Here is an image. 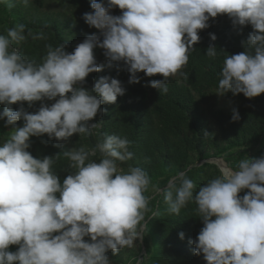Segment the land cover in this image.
<instances>
[{
    "label": "clouds",
    "instance_id": "9594fccd",
    "mask_svg": "<svg viewBox=\"0 0 264 264\" xmlns=\"http://www.w3.org/2000/svg\"><path fill=\"white\" fill-rule=\"evenodd\" d=\"M90 7L93 11L82 19L99 35H88L71 53L64 44L48 45L39 64L13 47L26 41L25 25L0 34V105H5L0 120L12 126L0 145V264H110L109 251L115 255L143 241L149 210L145 193L152 182L141 167L120 166L133 158L127 137L106 135L94 147L63 152L76 171L62 183L52 171L60 154L41 159L28 151L30 137L47 134L67 141L100 127L88 122L125 89L108 76L99 78L91 91L78 86L90 73L123 62L129 83H139L141 72L159 75L162 79L148 86L166 94L169 77L186 75L181 69L200 41L198 33L209 27L210 18L226 15L233 26L253 30L242 42L244 51L225 57L217 95L242 93L252 99L264 93V0H92ZM113 8L121 15L110 14ZM210 40L216 36L210 34ZM96 48L103 49L107 65L96 62ZM206 55L215 58L217 48L210 45ZM44 100L55 103L48 106ZM24 102L29 108L35 102L41 106L35 113L23 106L13 111L12 105ZM239 119L233 109L232 121ZM21 120L23 126L15 127ZM97 153L98 163L90 159ZM219 172L195 195L196 185L184 172L166 188L152 189L163 194L172 214L195 202L203 227L189 244L206 264H264V156L243 159L236 170L220 165ZM178 236L184 239L183 232ZM10 246L18 248L12 252Z\"/></svg>",
    "mask_w": 264,
    "mask_h": 264
},
{
    "label": "trees",
    "instance_id": "16d2710c",
    "mask_svg": "<svg viewBox=\"0 0 264 264\" xmlns=\"http://www.w3.org/2000/svg\"><path fill=\"white\" fill-rule=\"evenodd\" d=\"M91 2L29 0L25 5L23 0H6L0 4V34H6L7 29L17 24L25 25L26 41L13 44V47L37 64L46 56L48 45L55 48L64 44L66 52L71 53L88 35H99L97 29L89 27L82 19L84 13L93 11ZM103 2L106 4V0ZM50 7L55 9L50 10ZM110 14L119 16L121 10L113 8ZM208 24V28L198 33L200 41L193 45L195 50L190 51L188 63L181 69L186 75L177 74L176 78H169L166 94L148 86L151 80L162 79L159 75L146 77L141 72L137 74L139 83H129L130 76L123 62L113 63L111 68L104 67L100 72L90 73L84 83L78 85L91 91L99 78L108 76L118 79L125 89V94L118 96L115 103L102 104L103 114L98 112L88 122H99V128L91 130L89 136L73 134L67 141L49 139L47 134L30 137L28 151L34 158L60 154L54 157L52 171L61 183L76 171L69 167L71 162L63 152L81 146L94 147L106 135H120L131 141L129 151L133 158L120 166L125 170L129 165L141 167L151 179L152 184L145 193L149 198V210L145 213L148 226L136 257L130 258L122 249L115 255L108 252L115 263L206 264L203 255L193 254L194 244H189V240H195L203 227L195 202L190 201L179 214L169 213L163 194L153 191L152 185L164 189L173 176L184 172L196 185L195 195L201 186L220 176L218 167L209 160L222 159L228 167L236 170L239 161L264 156V93L248 99L242 93L233 96L228 92L222 98L234 103L231 110H214L207 117L201 109L211 92H217L225 57L244 51L242 42L253 30L250 25L243 28L233 26L226 15L210 18ZM29 30L31 36L27 35ZM210 34L216 36L215 41L210 40ZM210 45L217 48L215 58L206 55ZM94 55L98 64H108L103 49H94ZM43 103L51 106L55 100H44ZM21 106L26 112L35 113L41 102H35L31 108L26 102L15 104L12 109L16 111ZM4 107L0 105V112ZM233 109L239 113L238 121H232ZM4 125L5 122L0 120V145L12 131V126ZM21 126L23 121H17L15 127ZM90 159L98 163L99 153ZM201 162L204 163L200 165ZM246 192L244 190L238 195L242 197ZM180 232L184 233L183 240L178 236ZM17 248L10 246L9 251L15 252Z\"/></svg>",
    "mask_w": 264,
    "mask_h": 264
},
{
    "label": "rangeland",
    "instance_id": "374dc122",
    "mask_svg": "<svg viewBox=\"0 0 264 264\" xmlns=\"http://www.w3.org/2000/svg\"><path fill=\"white\" fill-rule=\"evenodd\" d=\"M55 7H50V10H54ZM177 76L175 77H169V78H176ZM234 107V103L230 100H224L222 98V96H219L217 95V92H211L210 94V98L209 100L202 104L201 105V109L204 110V112L206 113V116L208 117L209 116V113L214 111V110H218V109H221V110H224V111H229L231 110L232 108ZM135 243L139 244L138 246H134L132 248H123L122 249V252H125L127 253V255L130 257V258H134L137 256L138 254V250H139V247H140V242L139 241H136ZM107 256L110 260V264H118V263H115L109 256V254L107 253Z\"/></svg>",
    "mask_w": 264,
    "mask_h": 264
},
{
    "label": "water",
    "instance_id": "95a60500",
    "mask_svg": "<svg viewBox=\"0 0 264 264\" xmlns=\"http://www.w3.org/2000/svg\"><path fill=\"white\" fill-rule=\"evenodd\" d=\"M209 162L210 163H212V164H214V165H216L217 167H218V169H219V166L220 165H225L226 166V164L223 162V160L222 159H211V160H209ZM204 162H201L200 163V165L201 164H203ZM140 242V241H139ZM140 244H141V242H140ZM144 253V249H143V247L141 248V254H143Z\"/></svg>",
    "mask_w": 264,
    "mask_h": 264
}]
</instances>
